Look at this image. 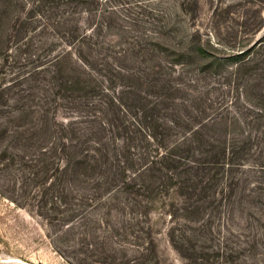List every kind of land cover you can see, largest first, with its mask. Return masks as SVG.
<instances>
[{"label":"trees","instance_id":"trees-1","mask_svg":"<svg viewBox=\"0 0 264 264\" xmlns=\"http://www.w3.org/2000/svg\"><path fill=\"white\" fill-rule=\"evenodd\" d=\"M160 1L0 0V161L112 264L264 244V17L217 43Z\"/></svg>","mask_w":264,"mask_h":264},{"label":"rangeland","instance_id":"rangeland-1","mask_svg":"<svg viewBox=\"0 0 264 264\" xmlns=\"http://www.w3.org/2000/svg\"><path fill=\"white\" fill-rule=\"evenodd\" d=\"M140 1L144 3L145 0ZM177 1L161 0L160 8L172 17L176 13ZM199 1L194 16L188 14L178 18L182 25L190 27L188 31L196 28L203 34L211 35L210 40L222 43L232 32H238L239 37L245 35L241 32L248 26L242 25L252 22L254 28L247 33V37H259V34H255L258 29L256 23L259 17H264L260 0ZM188 3L190 10L193 6L191 2ZM2 146L0 142V149ZM5 165L6 162L0 161V264H112L111 260L99 258L97 247L87 244L89 242L78 246L67 238L63 230L59 231L55 224L40 216L42 209L38 204L37 190L27 192L23 185L24 177H15L8 172L12 169L5 170ZM235 231L224 244L214 243L209 249L195 248L197 253H208L209 257L193 261L181 259L163 232L156 238V264H264L263 242L256 239L254 248L248 247ZM244 233L248 234L246 231ZM220 247H225L226 252L222 255V249L219 251L221 255H216Z\"/></svg>","mask_w":264,"mask_h":264}]
</instances>
